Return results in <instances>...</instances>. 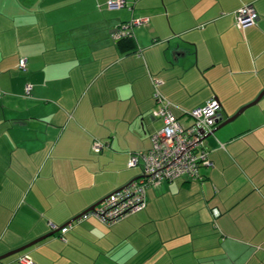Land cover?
<instances>
[{"label":"crops","instance_id":"1","mask_svg":"<svg viewBox=\"0 0 264 264\" xmlns=\"http://www.w3.org/2000/svg\"><path fill=\"white\" fill-rule=\"evenodd\" d=\"M107 1L0 0V256L53 232L0 264H264V0ZM244 4L258 19L240 29ZM153 78L183 125L211 96L218 123L244 109L205 138L200 180L149 186L114 222L79 216L141 175Z\"/></svg>","mask_w":264,"mask_h":264},{"label":"built area","instance_id":"2","mask_svg":"<svg viewBox=\"0 0 264 264\" xmlns=\"http://www.w3.org/2000/svg\"><path fill=\"white\" fill-rule=\"evenodd\" d=\"M126 5L125 0H108L109 9H117ZM258 15L252 4H244L234 13V23L237 28L243 29L254 25ZM140 20L135 21L138 23ZM126 35L124 29H118L114 38ZM25 59L21 58L18 67L25 69ZM152 97L156 107L152 111L154 117L161 120V127L150 135L151 145L146 151L133 152L127 161L128 166H136L141 162V175L132 180L123 188L113 192L100 205L87 211L82 216L93 215L106 222L117 221L124 216L140 210L145 205V189L171 181L179 176L200 180L201 165H212L207 156L204 139L200 130L210 132L220 120V104L213 96L188 112L190 122L183 125L170 109V102L162 96L158 86L160 80L151 79ZM31 85H26V94H29ZM1 95V90H0ZM222 146V145H221ZM101 144L93 142L92 149L98 150ZM88 214V215H87ZM68 227L60 228L61 239ZM19 264H32L28 254L17 257Z\"/></svg>","mask_w":264,"mask_h":264},{"label":"water","instance_id":"3","mask_svg":"<svg viewBox=\"0 0 264 264\" xmlns=\"http://www.w3.org/2000/svg\"><path fill=\"white\" fill-rule=\"evenodd\" d=\"M263 93H264V91H263L262 93L259 94V96L257 97V99H259V98L263 95ZM243 109H244V108H243ZM243 109L239 110L234 116H232V117H230V118H227L225 121H223V122H221V123H218V124H217V125H216V126L210 131V132H203V130H200V133H201V135H202V139L205 140V138H206L207 136L213 134V132H214L216 129H218V128L221 127L222 125L226 124L227 122L231 121V120H232L233 118H235L239 113H241V111H243ZM105 198H106V197H105ZM105 198H104L103 200H105ZM103 200H102V201H103ZM102 201H101V202H102ZM94 207H95V206L89 208V209L86 210L84 213H86V212L89 211L90 209H93ZM84 213L80 214L79 216L83 215ZM79 216H78V217H79ZM76 218H77V217H76ZM51 234H53V232H50V233H48V234H46V235H44V236L38 238L37 240H34V241H32V242H30V243L24 245V246H21L20 248H17V249H15V250L11 251V252H8L7 254H4L3 256H0V260L3 259V258H5V257H7V256H10V255H12V254H15V253H18V252L24 250L25 248H27V247L33 245L34 243H36V242H38V241H40V240L46 238L47 236H49V235H51Z\"/></svg>","mask_w":264,"mask_h":264},{"label":"trees","instance_id":"4","mask_svg":"<svg viewBox=\"0 0 264 264\" xmlns=\"http://www.w3.org/2000/svg\"><path fill=\"white\" fill-rule=\"evenodd\" d=\"M130 36L127 34V35H124V36H122V37H120V38H118V39H116L117 40V42H120V41H122V40H126V39H128Z\"/></svg>","mask_w":264,"mask_h":264},{"label":"rangeland","instance_id":"5","mask_svg":"<svg viewBox=\"0 0 264 264\" xmlns=\"http://www.w3.org/2000/svg\"><path fill=\"white\" fill-rule=\"evenodd\" d=\"M187 123H189V122H187ZM18 253H16V254H13V255H17ZM13 255H11V256H13Z\"/></svg>","mask_w":264,"mask_h":264},{"label":"clouds","instance_id":"6","mask_svg":"<svg viewBox=\"0 0 264 264\" xmlns=\"http://www.w3.org/2000/svg\"><path fill=\"white\" fill-rule=\"evenodd\" d=\"M217 124H218V123H217ZM217 124H216V125H217Z\"/></svg>","mask_w":264,"mask_h":264}]
</instances>
